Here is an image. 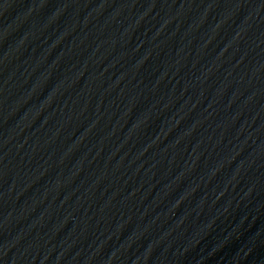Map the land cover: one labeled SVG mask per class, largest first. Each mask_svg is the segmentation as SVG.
Returning a JSON list of instances; mask_svg holds the SVG:
<instances>
[{"label": "water", "instance_id": "95a60500", "mask_svg": "<svg viewBox=\"0 0 264 264\" xmlns=\"http://www.w3.org/2000/svg\"><path fill=\"white\" fill-rule=\"evenodd\" d=\"M136 264H264V0H58Z\"/></svg>", "mask_w": 264, "mask_h": 264}]
</instances>
